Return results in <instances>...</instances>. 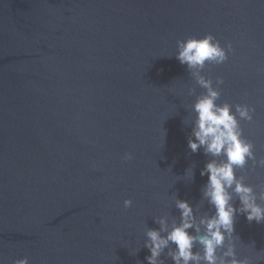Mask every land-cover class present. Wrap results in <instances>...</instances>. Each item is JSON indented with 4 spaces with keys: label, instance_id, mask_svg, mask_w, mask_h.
<instances>
[{
    "label": "water",
    "instance_id": "water-1",
    "mask_svg": "<svg viewBox=\"0 0 264 264\" xmlns=\"http://www.w3.org/2000/svg\"><path fill=\"white\" fill-rule=\"evenodd\" d=\"M207 34L235 51L202 74L223 77L217 103L255 108L240 123L264 157V0H0V264H148L145 232L179 219L174 197L214 211L184 124L205 89L175 58ZM251 169L237 175L259 192ZM235 229L255 264L264 224Z\"/></svg>",
    "mask_w": 264,
    "mask_h": 264
},
{
    "label": "clouds",
    "instance_id": "clouds-1",
    "mask_svg": "<svg viewBox=\"0 0 264 264\" xmlns=\"http://www.w3.org/2000/svg\"><path fill=\"white\" fill-rule=\"evenodd\" d=\"M178 52L175 58L186 65L196 83L205 92L199 95L191 111L192 119H185L184 124L191 127L188 136V148L192 153L201 149L210 159L201 170V176L208 180L203 185L202 202H207L214 211L200 212V206L194 207L188 200L175 199V208L179 210V219L164 215L155 218L159 228H147L144 248L150 255L145 259L148 264H165L161 257L167 255L174 264H254L249 257L237 255L235 224L238 214L246 217L249 223L255 221L264 224V186L259 192L245 182V175H237V169L245 170L252 163V171L257 167L264 169V157L257 158L255 145L244 137L241 120L253 121L255 108L248 104L233 105L228 102L217 103L221 96L220 86L223 77L213 79L202 74L208 64L221 65L229 59V52L235 49L231 42L227 47L214 35L203 38L190 37L177 41ZM190 89L189 94H194ZM133 159L131 152H126L122 160ZM184 178L194 179L192 168L186 170ZM239 200V207L235 201ZM125 208L133 204L125 199ZM255 248V241L251 244ZM140 251H134L136 255ZM264 261L257 257L255 264ZM15 264H30L29 258L18 259Z\"/></svg>",
    "mask_w": 264,
    "mask_h": 264
}]
</instances>
